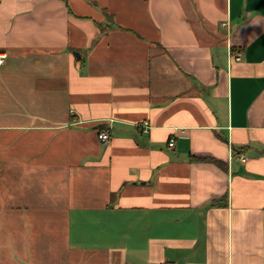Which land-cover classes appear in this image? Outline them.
Wrapping results in <instances>:
<instances>
[{"label": "crops", "instance_id": "obj_1", "mask_svg": "<svg viewBox=\"0 0 264 264\" xmlns=\"http://www.w3.org/2000/svg\"><path fill=\"white\" fill-rule=\"evenodd\" d=\"M0 52V264H264V0H0Z\"/></svg>", "mask_w": 264, "mask_h": 264}, {"label": "built area", "instance_id": "obj_2", "mask_svg": "<svg viewBox=\"0 0 264 264\" xmlns=\"http://www.w3.org/2000/svg\"><path fill=\"white\" fill-rule=\"evenodd\" d=\"M5 57L6 55L2 52H0V65H2L5 62ZM229 58H235V59H240V54H233V53H229ZM140 127L143 129V131L148 132L149 129L151 128V125L149 122H144L140 125ZM99 139L101 140V142L106 143L110 140L111 138V130L110 128H105L99 131L98 133ZM169 145L171 147H173L175 145V139L171 138L169 141ZM242 160H246L247 158L245 156H241Z\"/></svg>", "mask_w": 264, "mask_h": 264}, {"label": "trees", "instance_id": "obj_3", "mask_svg": "<svg viewBox=\"0 0 264 264\" xmlns=\"http://www.w3.org/2000/svg\"><path fill=\"white\" fill-rule=\"evenodd\" d=\"M105 128H106V127L101 126V127H100V130L105 129ZM100 130H99V131H100ZM193 158H194V159H206V158H195V157H193Z\"/></svg>", "mask_w": 264, "mask_h": 264}]
</instances>
